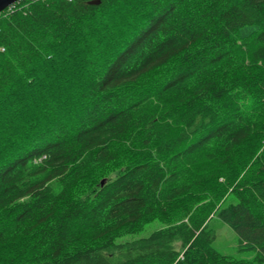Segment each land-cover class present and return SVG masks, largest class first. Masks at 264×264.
Segmentation results:
<instances>
[{"label": "trees", "instance_id": "trees-1", "mask_svg": "<svg viewBox=\"0 0 264 264\" xmlns=\"http://www.w3.org/2000/svg\"><path fill=\"white\" fill-rule=\"evenodd\" d=\"M56 49L84 67L77 111L39 94L0 136V264H264V0H18L0 110Z\"/></svg>", "mask_w": 264, "mask_h": 264}, {"label": "rangeland", "instance_id": "rangeland-1", "mask_svg": "<svg viewBox=\"0 0 264 264\" xmlns=\"http://www.w3.org/2000/svg\"><path fill=\"white\" fill-rule=\"evenodd\" d=\"M96 30L98 31V28H96ZM106 32L107 33H99L98 36H110L116 31L109 29ZM77 41L80 42V45L84 48L94 49L84 38H80ZM63 56L64 55L61 49L60 51L56 49V60H46L43 62L44 64L42 66L38 65L34 70L35 76L37 75V78L35 77L30 82L25 80L22 84H19L17 87L12 88L11 91H9L10 96L8 99H5L7 102L6 107H4V110H0V136L2 135L7 138L16 137L11 136V133L7 132V130H9L11 127H20L21 123L24 124V120L27 121L32 119L30 118L31 114L26 112H29L33 106H36L42 102V100L39 99V94H44V100L61 107L64 111H68V114L70 111L72 116H75L77 108L69 104V100H72V98L75 99L77 97L76 93L83 87L81 84L83 81H80V79L83 77L82 74L84 67H81L79 64L72 63L69 59H67V57ZM57 61L64 62L65 64H58ZM76 70L79 73L78 76L73 75ZM47 91L48 93H45ZM61 108L59 110H62ZM37 112L41 113L40 116H38L40 120L44 121L46 115L45 110L39 108ZM42 114L44 115L43 117ZM14 116H18V120H20V122L15 121ZM232 202H237V199L234 197H229L225 203V206ZM210 225L217 233V238L215 239L214 244L222 253L237 257H248L250 255L245 251L239 250L236 234L228 224L223 222L218 217H213L210 220ZM161 226L162 223L160 221L150 222L142 231L125 235L119 238V241L121 242L125 240H132L141 236H148L152 231L160 228Z\"/></svg>", "mask_w": 264, "mask_h": 264}, {"label": "water", "instance_id": "water-1", "mask_svg": "<svg viewBox=\"0 0 264 264\" xmlns=\"http://www.w3.org/2000/svg\"><path fill=\"white\" fill-rule=\"evenodd\" d=\"M18 0H0V12Z\"/></svg>", "mask_w": 264, "mask_h": 264}]
</instances>
